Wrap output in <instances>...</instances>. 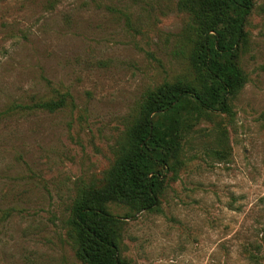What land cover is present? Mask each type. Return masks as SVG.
I'll list each match as a JSON object with an SVG mask.
<instances>
[{
    "label": "rangeland",
    "instance_id": "1",
    "mask_svg": "<svg viewBox=\"0 0 264 264\" xmlns=\"http://www.w3.org/2000/svg\"><path fill=\"white\" fill-rule=\"evenodd\" d=\"M185 0H0V264H84L75 199L103 192L127 132L164 84L207 89ZM223 112L187 98L157 203L99 195L129 264H264V0ZM230 40L231 34L224 32ZM56 102L54 110L37 102ZM165 125L166 117L154 116Z\"/></svg>",
    "mask_w": 264,
    "mask_h": 264
},
{
    "label": "trees",
    "instance_id": "2",
    "mask_svg": "<svg viewBox=\"0 0 264 264\" xmlns=\"http://www.w3.org/2000/svg\"><path fill=\"white\" fill-rule=\"evenodd\" d=\"M254 0H185L199 35L194 65L207 89L161 85L150 94L141 123L132 127L119 146L112 166L111 183L103 192L83 191L74 201L71 227L77 242V256L84 264H129L119 251L122 219L110 213L99 195L132 203L137 209H150L157 203L159 171L152 162L166 166L178 149L179 108L187 98L212 107L209 94L223 112H230L229 95L242 86L245 76L233 61L240 44L246 41L245 23ZM224 32L232 36L224 38ZM38 107L54 110L53 101L37 102ZM169 122L155 121L154 116Z\"/></svg>",
    "mask_w": 264,
    "mask_h": 264
}]
</instances>
